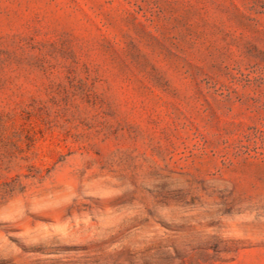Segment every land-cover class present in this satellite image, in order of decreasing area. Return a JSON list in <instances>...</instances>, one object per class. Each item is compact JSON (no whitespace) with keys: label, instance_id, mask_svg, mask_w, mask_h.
I'll list each match as a JSON object with an SVG mask.
<instances>
[{"label":"rangeland","instance_id":"obj_1","mask_svg":"<svg viewBox=\"0 0 264 264\" xmlns=\"http://www.w3.org/2000/svg\"><path fill=\"white\" fill-rule=\"evenodd\" d=\"M0 264H264V0H0Z\"/></svg>","mask_w":264,"mask_h":264}]
</instances>
